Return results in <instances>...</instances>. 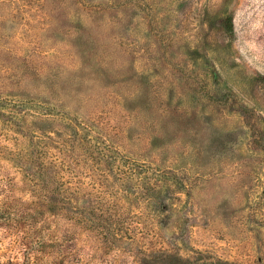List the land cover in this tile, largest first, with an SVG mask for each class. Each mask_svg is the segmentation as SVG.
Segmentation results:
<instances>
[{"label":"rangeland","instance_id":"374dc122","mask_svg":"<svg viewBox=\"0 0 264 264\" xmlns=\"http://www.w3.org/2000/svg\"><path fill=\"white\" fill-rule=\"evenodd\" d=\"M26 252L264 264V0H0V263Z\"/></svg>","mask_w":264,"mask_h":264},{"label":"trees","instance_id":"16d2710c","mask_svg":"<svg viewBox=\"0 0 264 264\" xmlns=\"http://www.w3.org/2000/svg\"><path fill=\"white\" fill-rule=\"evenodd\" d=\"M230 28L232 27L231 25L229 26ZM82 131L85 130V127L82 126L81 127ZM81 131V132H82ZM88 131V130H87ZM104 142V141H102ZM107 143V142H106ZM97 146V148L101 147V144H95ZM72 164H69V168H72ZM56 169H54V182H57L54 185V195L55 198H57V202H62L64 203V201H61L64 199V194H66L67 192L71 191V186L70 184H68V181L65 178H57L58 181H56ZM6 202L9 203V199L6 198ZM67 217V216H66ZM190 260V259H189ZM40 261V258L37 254H31V252H26V254L23 257V260L21 262H19V264H38V262ZM215 261H210L207 262V264H214ZM15 262L11 261V264H14ZM18 263V262H17ZM1 264V263H0Z\"/></svg>","mask_w":264,"mask_h":264}]
</instances>
